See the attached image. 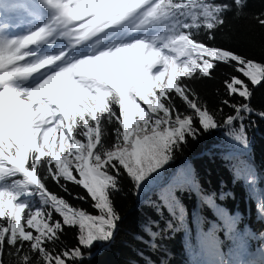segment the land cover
<instances>
[{"label":"snow or ice","instance_id":"snow-or-ice-1","mask_svg":"<svg viewBox=\"0 0 264 264\" xmlns=\"http://www.w3.org/2000/svg\"><path fill=\"white\" fill-rule=\"evenodd\" d=\"M9 2L26 19L13 34L15 13H0V264H84L93 247L114 240L123 192L151 194L144 205L156 218L134 237L145 246L136 250L143 264L167 256L165 242L181 232L187 264H264V244L251 248L264 242V195L257 234L222 203L233 193L206 188L190 163H176L189 139L228 128L237 143L225 158L239 161L235 178L255 198L244 157L246 129L253 117L264 120V108L251 103L264 86V61L214 43L228 13L249 15L248 0ZM253 18L264 30V10ZM222 64L231 69L227 98L213 110L194 85ZM66 228L77 229L75 246L64 245Z\"/></svg>","mask_w":264,"mask_h":264},{"label":"trees","instance_id":"trees-1","mask_svg":"<svg viewBox=\"0 0 264 264\" xmlns=\"http://www.w3.org/2000/svg\"><path fill=\"white\" fill-rule=\"evenodd\" d=\"M225 2H230V0H225ZM262 10H264V0H248V16L234 18L232 13H228V23L223 31L216 33L214 43L248 58L264 61V30L258 27L253 18L254 14ZM229 74H231V69L222 64L215 70L213 79L205 78L197 81L194 85L201 98L207 101L208 106L213 110L220 106L218 103L220 99L227 98L223 81ZM177 103H179L178 100ZM251 103L257 109L264 108V86L255 89ZM224 111L228 113L230 109L225 107ZM253 119L255 124L246 129L249 147L244 159L251 165L257 178L256 187L258 191L253 193L255 198L250 199L244 181L235 178L233 169L241 166L239 161L225 158L230 146L237 143L233 137L224 135L225 132L229 131L228 128L211 130L210 133L204 134L198 142L189 139L188 146L183 153L178 154L176 163L179 164L184 161L190 163L206 188L217 192L233 193L234 199L227 198L222 203L230 210H239L245 222L249 223L258 234L262 225L258 220L256 206L259 197L264 195V191H259L264 190V120L259 117H253ZM109 135H111L110 126ZM124 187L125 189L128 188L126 180ZM50 188L63 195L73 205L83 207L94 213L90 207V202L84 203L73 200L71 196L61 192L55 184H51ZM69 188L73 193L86 195L85 191L78 186L69 185ZM150 197L151 194L146 193L141 200H138L129 192H123L115 197V206L123 217L115 233V238L110 244H97L93 247L91 258L86 259L84 264H136L137 261L139 264H143V261L136 254V250L145 246L135 240L134 237L144 235L141 226L146 222L147 217L156 218L155 213L144 205V201ZM186 203L191 209L193 201L186 200ZM205 215L211 218L210 212L206 211ZM76 237V228H66L61 234L64 245L68 247L77 244ZM165 243L168 246L169 254L167 256L163 253L153 255L152 259L156 264H160L161 259L166 260L167 264H187L182 232L177 233L174 239ZM261 244L264 242L253 240L251 241V248L255 250Z\"/></svg>","mask_w":264,"mask_h":264},{"label":"rangeland","instance_id":"rangeland-1","mask_svg":"<svg viewBox=\"0 0 264 264\" xmlns=\"http://www.w3.org/2000/svg\"><path fill=\"white\" fill-rule=\"evenodd\" d=\"M2 4L11 6V8L9 9V11L11 10L12 13L17 14L19 16V18H18L19 21H20L19 23H21L23 25V23L25 22L26 17H25V14L24 13H22V12H20L18 10L21 7V5L15 4V3H10L8 0H0V6ZM0 9H1V11L4 10V8H0ZM2 12H4V11H2ZM19 14H21L22 16L19 15ZM4 19H7V17H4Z\"/></svg>","mask_w":264,"mask_h":264},{"label":"bare ground","instance_id":"bare-ground-1","mask_svg":"<svg viewBox=\"0 0 264 264\" xmlns=\"http://www.w3.org/2000/svg\"><path fill=\"white\" fill-rule=\"evenodd\" d=\"M19 10V9H18ZM22 16V15H21Z\"/></svg>","mask_w":264,"mask_h":264}]
</instances>
